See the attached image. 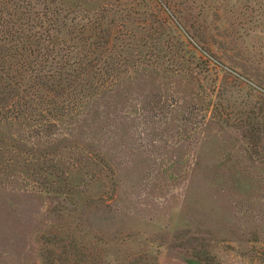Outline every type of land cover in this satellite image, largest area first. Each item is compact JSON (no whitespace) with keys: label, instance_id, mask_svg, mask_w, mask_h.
<instances>
[{"label":"rangeland","instance_id":"obj_1","mask_svg":"<svg viewBox=\"0 0 264 264\" xmlns=\"http://www.w3.org/2000/svg\"><path fill=\"white\" fill-rule=\"evenodd\" d=\"M125 1L111 0L117 10ZM140 2L148 25L128 22L136 38L174 44L185 55L181 64L203 62L209 71L195 89L216 85L222 104L204 112L193 97L188 117H207V125L186 131L167 128L157 110L131 107L128 114L127 91L119 92L115 122L103 118L100 133L86 127L77 144L62 136L29 153L24 147L15 166L6 148L0 264H264V127L255 146L236 119L246 104L264 106L251 88L264 87V0ZM78 3L70 9L83 4L86 15L103 2ZM71 24L73 16L60 27L70 34ZM169 66L162 85L131 80L134 87L140 81L138 101L186 83ZM68 130L58 124L48 132Z\"/></svg>","mask_w":264,"mask_h":264},{"label":"trees","instance_id":"obj_2","mask_svg":"<svg viewBox=\"0 0 264 264\" xmlns=\"http://www.w3.org/2000/svg\"><path fill=\"white\" fill-rule=\"evenodd\" d=\"M78 2L86 0H0L1 162L9 146L13 157L7 158L15 166L25 153L24 147L29 153L36 145L62 136L77 144L78 130L89 127L100 133L103 118L107 125L113 126L118 94L125 91L123 104L128 106V114L131 107L153 109L164 113L160 121L167 128L203 130L207 117L199 123L192 122L188 117L191 108L188 103L196 97V105L204 112L222 104L220 88L216 85L209 86L208 90L204 88L203 94L195 89L200 72L209 71L203 62H196L192 67L194 61L181 64L185 55L174 51V44L163 46L156 38L150 43L151 35L150 39L136 38L128 22L138 21L143 28L148 25L147 18L140 16V0L125 1L118 10L113 8L111 0H99L103 3L86 15L80 14L85 8L83 4L76 10L70 9L79 5ZM72 16L77 24L71 26L76 28L80 24L81 29L70 28L72 32L68 34L60 25L72 20ZM167 62L176 73L173 78L186 83L182 87L174 86L173 92L159 88L138 101L134 95L141 94L137 92L140 81L134 87L131 80L140 77L151 86L162 85L160 72L170 70ZM126 82L129 85H123ZM257 87L251 88L264 96V87ZM238 112L239 126L250 132L252 144L257 146L256 136L264 127V106L250 103ZM221 120L223 115L219 114L218 121ZM58 124L67 125L68 132H48ZM9 137L13 143L6 142ZM22 161L31 163L30 159Z\"/></svg>","mask_w":264,"mask_h":264}]
</instances>
